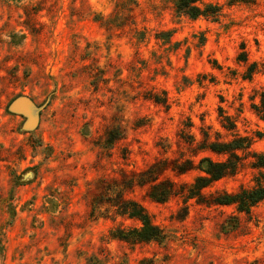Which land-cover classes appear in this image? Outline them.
<instances>
[{"label": "rangeland", "instance_id": "obj_1", "mask_svg": "<svg viewBox=\"0 0 264 264\" xmlns=\"http://www.w3.org/2000/svg\"><path fill=\"white\" fill-rule=\"evenodd\" d=\"M207 2L216 17L178 14L175 0H0V264H264V201L250 213L212 202L263 181L251 107L264 92V0ZM20 95L38 107L33 128L9 109ZM234 133L252 143L243 167L187 197L203 157L227 158L207 139ZM157 162L176 193L124 194L168 240L114 238L138 221L95 217L93 203Z\"/></svg>", "mask_w": 264, "mask_h": 264}, {"label": "trees", "instance_id": "obj_2", "mask_svg": "<svg viewBox=\"0 0 264 264\" xmlns=\"http://www.w3.org/2000/svg\"><path fill=\"white\" fill-rule=\"evenodd\" d=\"M211 0H175V10L178 14H183L192 19L203 17H216L219 14L220 5ZM232 1V0H231ZM243 60L246 58L242 54ZM257 64L253 63L250 68L248 78H251ZM259 102H254L252 109L264 121V92L259 94ZM157 101L160 102V100ZM221 110V107H220ZM224 128L233 130L236 127L230 116H224ZM118 130H109L107 140L114 144L119 138ZM207 148L212 152L226 155L227 158L223 161L215 160L211 157H203L198 166L200 171L204 173L198 176L195 182L188 186L187 197L198 196L202 198V190L211 185L216 180L235 174L238 169L244 165V157L240 152H249L252 143L247 137H242L238 133L233 134V138L228 141L220 139H207ZM255 158L254 166L264 168V153L259 154L253 152ZM163 162H157L148 167L147 170L140 174L132 173L125 177L121 184L114 182L103 188L100 197L95 200L92 207V215L98 218H116L134 219L139 225L135 226H117L112 230L111 234L114 238L125 242H151L157 241L160 244L166 243L168 234L160 227L152 218L149 212L139 203L138 200L127 198L124 194L125 189L133 187L134 184L144 185L153 183L150 195L159 203L166 202L169 197L176 193L175 183L170 180H160V176L164 171ZM183 169V168H182ZM263 181L258 182L255 186L241 188L235 193L223 192L216 194L212 200L218 205L236 204L239 212L250 213L251 208L256 204L264 201V174L261 175ZM104 208V210L102 209Z\"/></svg>", "mask_w": 264, "mask_h": 264}, {"label": "water", "instance_id": "obj_3", "mask_svg": "<svg viewBox=\"0 0 264 264\" xmlns=\"http://www.w3.org/2000/svg\"><path fill=\"white\" fill-rule=\"evenodd\" d=\"M11 111H20L22 115L27 117L24 122V128H33L39 120L38 107L35 106L32 99L27 96H18L9 105Z\"/></svg>", "mask_w": 264, "mask_h": 264}]
</instances>
